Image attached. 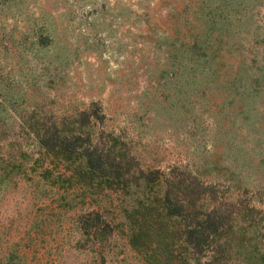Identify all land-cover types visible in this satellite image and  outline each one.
<instances>
[{
  "label": "rangeland",
  "instance_id": "rangeland-1",
  "mask_svg": "<svg viewBox=\"0 0 264 264\" xmlns=\"http://www.w3.org/2000/svg\"><path fill=\"white\" fill-rule=\"evenodd\" d=\"M201 1L0 0V264H146L124 227L91 224L96 210L120 220L113 195L62 180L68 163L45 145L85 110L101 111L92 145L114 132L142 168L197 171L264 212V83L220 87L249 60L264 74V0H239L207 86L177 39L201 28Z\"/></svg>",
  "mask_w": 264,
  "mask_h": 264
},
{
  "label": "trees",
  "instance_id": "trees-1",
  "mask_svg": "<svg viewBox=\"0 0 264 264\" xmlns=\"http://www.w3.org/2000/svg\"><path fill=\"white\" fill-rule=\"evenodd\" d=\"M201 3L197 12L201 28L195 31L190 25L188 35L182 39L177 29V39L180 45L188 44L185 52L190 55L192 81L198 83L200 75V82L207 86L224 76L222 51L227 41L223 38L229 37L224 29L234 20L232 15L239 13L241 3ZM226 52L232 53L230 49ZM250 62H243L232 77L221 79L224 83L220 87L253 96L264 83V74L256 76ZM99 112L100 108L95 109L92 118L87 110L82 111L86 123L80 120L78 126L63 121L59 134L64 138L59 141V149L52 140L45 141L55 157L68 163L59 174L62 180L74 181L91 198L104 193L117 200L120 220L115 216L108 221L103 212L96 210L89 213L94 216L91 224L103 219L104 225L124 227L129 245L146 264H264V212L251 202L253 199H242L243 193L239 192L234 197L226 193L230 183H207L197 171L144 169L130 153L125 139L114 132L92 145L90 119L101 118ZM70 135L73 137L68 139Z\"/></svg>",
  "mask_w": 264,
  "mask_h": 264
}]
</instances>
